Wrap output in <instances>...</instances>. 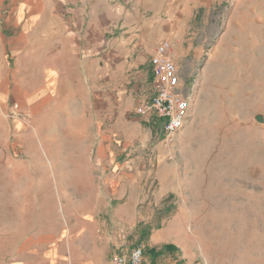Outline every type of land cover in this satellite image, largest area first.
<instances>
[{
    "label": "rangeland",
    "instance_id": "374dc122",
    "mask_svg": "<svg viewBox=\"0 0 264 264\" xmlns=\"http://www.w3.org/2000/svg\"><path fill=\"white\" fill-rule=\"evenodd\" d=\"M29 2L37 14L41 0ZM74 5L83 7V30L93 23L92 10L100 17L106 7L118 8L113 24L104 20L101 49L127 39L121 25L128 18L136 39L151 34L148 25L159 26L191 99L188 119L169 151L160 149L152 116L144 117L147 139L125 147L107 135L111 116L93 100V40L83 39L80 51L69 41L60 50L49 44L48 56L35 50L19 82L47 93L39 90L30 107L11 102L0 110V264H39L30 251L58 244V235L82 219L113 229L109 219L128 203L138 220L123 227L110 255L141 245L142 264L162 253L178 264H264V0ZM31 21L42 27L40 16ZM47 63L55 71L47 72L49 81ZM129 159L140 161L134 168L142 192L114 200L104 182L112 173H133L123 166ZM157 230L167 238L153 255L150 235Z\"/></svg>",
    "mask_w": 264,
    "mask_h": 264
},
{
    "label": "crops",
    "instance_id": "0c3cea01",
    "mask_svg": "<svg viewBox=\"0 0 264 264\" xmlns=\"http://www.w3.org/2000/svg\"><path fill=\"white\" fill-rule=\"evenodd\" d=\"M18 1L23 4L22 10L9 9L12 3L17 4ZM70 1L74 0H41L43 9L40 11V5L38 13L34 14L29 0H0V110L11 102L30 107L34 103L36 93L46 89L35 91L33 86L19 82L23 61L26 60L31 68L35 50L48 56L49 44H52L55 50H60L64 42L69 41L70 45L73 44L74 51H80L81 42L88 38L93 40L91 47L95 53L90 58L93 100L106 115L111 116L112 121L107 135L121 138L125 147L137 141H145L149 134L145 126L146 120L137 114L136 108L148 101L152 95L149 58L156 44L165 37L161 35L159 26L155 30L153 25H148L145 33L151 31L150 36L144 34L136 39L134 29L130 30L131 21L128 18L127 23L121 25L127 39L122 38L120 41L117 39L108 49H101L98 39L106 31L104 20L113 24L111 18L115 16L118 8L108 6L100 17L96 10H92L93 23L83 30V7L69 6ZM75 1L84 3L87 0ZM6 7H9L10 11H7ZM37 16L42 20V27L34 28L31 20ZM20 17L23 19L20 20ZM12 23L14 25H11ZM171 56L174 59L172 50ZM42 71L47 81L51 78L48 77L47 72L52 71V76L55 73L48 63L44 65ZM44 95L46 94L39 96ZM152 117L156 119L160 131V121L155 116ZM147 124L150 126L149 123ZM159 135L161 138V131ZM160 149L166 151L161 145ZM135 162L140 161L129 159L123 164L125 169L131 168L133 173H112L104 182L114 200L121 199L125 193L142 192L139 189L142 185H138L141 175L136 173ZM136 208L129 203L117 208L108 221L113 222V229L106 228L107 225L94 219H82L73 230L65 229L58 235V244L53 243L30 253L39 259V264H110V247L123 237L124 226H132L136 223L138 220ZM102 226L104 228H101ZM98 231H101V234ZM166 238L162 230L154 231L150 235L153 243L150 248L153 249L156 244L163 245ZM160 256L164 258L158 261L155 259L151 264H178L176 260L165 257L163 253Z\"/></svg>",
    "mask_w": 264,
    "mask_h": 264
},
{
    "label": "built area",
    "instance_id": "2783aa9c",
    "mask_svg": "<svg viewBox=\"0 0 264 264\" xmlns=\"http://www.w3.org/2000/svg\"><path fill=\"white\" fill-rule=\"evenodd\" d=\"M172 45L168 39H161L150 58L152 73V95L150 99L136 108L142 117L155 116L160 121V145L167 151L175 142L177 133L185 125L190 105V97L179 84L177 69L171 56ZM144 249L141 245L132 248L128 255L114 253L110 264H141Z\"/></svg>",
    "mask_w": 264,
    "mask_h": 264
},
{
    "label": "trees",
    "instance_id": "16d2710c",
    "mask_svg": "<svg viewBox=\"0 0 264 264\" xmlns=\"http://www.w3.org/2000/svg\"><path fill=\"white\" fill-rule=\"evenodd\" d=\"M165 248L169 249L170 246H166ZM149 252L152 253L153 255H156L155 252H154V249H150Z\"/></svg>",
    "mask_w": 264,
    "mask_h": 264
},
{
    "label": "bare ground",
    "instance_id": "6f19581e",
    "mask_svg": "<svg viewBox=\"0 0 264 264\" xmlns=\"http://www.w3.org/2000/svg\"><path fill=\"white\" fill-rule=\"evenodd\" d=\"M37 4H38V3H37ZM37 4H36V5H37ZM38 6H39V4H38ZM36 8H37V7H36ZM49 77H50V76H49ZM42 91H43V90H42ZM16 124H18V123L16 122ZM99 154H100V152H99Z\"/></svg>",
    "mask_w": 264,
    "mask_h": 264
}]
</instances>
